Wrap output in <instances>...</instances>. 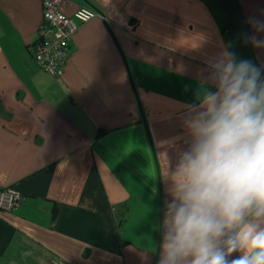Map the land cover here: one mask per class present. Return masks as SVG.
I'll return each instance as SVG.
<instances>
[{
    "label": "crops",
    "instance_id": "obj_1",
    "mask_svg": "<svg viewBox=\"0 0 264 264\" xmlns=\"http://www.w3.org/2000/svg\"><path fill=\"white\" fill-rule=\"evenodd\" d=\"M213 2L61 0L106 17L79 23L56 76L34 58L43 0H0V188L22 194L0 211V264H158L163 170L208 61L227 48L264 65L248 42L264 0Z\"/></svg>",
    "mask_w": 264,
    "mask_h": 264
},
{
    "label": "clouds",
    "instance_id": "obj_2",
    "mask_svg": "<svg viewBox=\"0 0 264 264\" xmlns=\"http://www.w3.org/2000/svg\"><path fill=\"white\" fill-rule=\"evenodd\" d=\"M208 69L183 116L186 147L164 166L158 264H264V65L225 48Z\"/></svg>",
    "mask_w": 264,
    "mask_h": 264
},
{
    "label": "built area",
    "instance_id": "obj_3",
    "mask_svg": "<svg viewBox=\"0 0 264 264\" xmlns=\"http://www.w3.org/2000/svg\"><path fill=\"white\" fill-rule=\"evenodd\" d=\"M102 12L84 5L73 15L61 8V0H43V18L34 43V58L49 73L62 76L70 56V40L79 23L87 22ZM21 192L13 186L0 188V211H11L21 201Z\"/></svg>",
    "mask_w": 264,
    "mask_h": 264
},
{
    "label": "trees",
    "instance_id": "obj_4",
    "mask_svg": "<svg viewBox=\"0 0 264 264\" xmlns=\"http://www.w3.org/2000/svg\"><path fill=\"white\" fill-rule=\"evenodd\" d=\"M214 8L222 10V12H233L236 8V0H214ZM231 14V13H230ZM105 129H101L100 133H103Z\"/></svg>",
    "mask_w": 264,
    "mask_h": 264
},
{
    "label": "rangeland",
    "instance_id": "obj_5",
    "mask_svg": "<svg viewBox=\"0 0 264 264\" xmlns=\"http://www.w3.org/2000/svg\"><path fill=\"white\" fill-rule=\"evenodd\" d=\"M214 3V2H213ZM215 6V5H214ZM215 9H217V8H215Z\"/></svg>",
    "mask_w": 264,
    "mask_h": 264
}]
</instances>
